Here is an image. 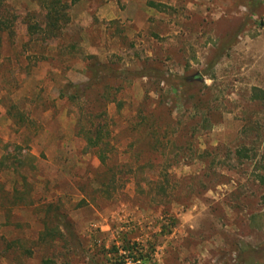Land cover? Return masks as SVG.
<instances>
[{
	"label": "rangeland",
	"instance_id": "374dc122",
	"mask_svg": "<svg viewBox=\"0 0 264 264\" xmlns=\"http://www.w3.org/2000/svg\"><path fill=\"white\" fill-rule=\"evenodd\" d=\"M67 13L47 38L38 0H0V264H116L123 236L146 264H264V0Z\"/></svg>",
	"mask_w": 264,
	"mask_h": 264
},
{
	"label": "trees",
	"instance_id": "16d2710c",
	"mask_svg": "<svg viewBox=\"0 0 264 264\" xmlns=\"http://www.w3.org/2000/svg\"><path fill=\"white\" fill-rule=\"evenodd\" d=\"M79 0H38V4L40 7L44 10L43 15V25L40 27L39 30L47 37V38H53L55 36H58L60 32L62 31L63 26L68 21V13L67 10L71 4L76 3ZM152 6H155V3L150 2ZM32 26H28V30L32 32ZM8 31L10 32V27L7 24V21L0 18V35L2 32ZM95 69V68H94ZM93 69V70H94ZM92 70V71H93ZM145 74L146 73H142ZM71 85V84H70ZM85 88H80L78 86H72L74 89L69 91L67 88L68 85L61 89L60 94L65 97L68 100H74L82 93L84 90L88 87L87 84H84ZM260 94L254 95L257 98H264V92L261 90ZM85 142L86 146L89 148H98L96 152L98 153V158L101 164L106 163L107 155L104 153L102 144H103V133L101 128H93L85 131ZM258 180L264 184V176L257 175ZM112 179V178H111ZM52 205L49 204L47 206V211H51ZM55 216V215H54ZM58 218L57 223L64 227L65 229H70V224L66 221H61L60 216H55ZM56 220V219H55ZM165 228V226H162ZM56 226L49 227L47 224L45 226L44 232L42 233V240H53L56 236L59 238L61 237L62 233L60 229H57ZM56 237V238H57ZM119 245H112L111 250L115 253L122 251L123 253H120L117 256V260L115 261L116 264H124L126 261V257H130L131 262L135 261H141L140 264H146L145 261L150 258L149 253H142V247L139 246L138 243H132L130 244L129 240L123 236V238L120 239ZM39 264H54V261L50 258H44L40 261Z\"/></svg>",
	"mask_w": 264,
	"mask_h": 264
}]
</instances>
